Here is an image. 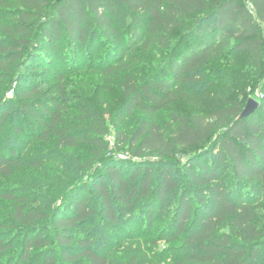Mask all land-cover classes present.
Instances as JSON below:
<instances>
[{
	"label": "trees",
	"instance_id": "1",
	"mask_svg": "<svg viewBox=\"0 0 264 264\" xmlns=\"http://www.w3.org/2000/svg\"><path fill=\"white\" fill-rule=\"evenodd\" d=\"M121 13L130 19L124 30L112 18ZM36 24L44 27L37 35L51 41L64 30L73 68L87 63L84 51H98L96 41L103 37L97 69L109 79L107 91L115 77L121 79V120L137 109L145 113L129 149L138 158L156 153L159 162L155 174L144 163L105 158L104 170L90 174L99 207L83 182L71 189L82 193L69 203L63 200L54 216L36 206V199L0 192V201L11 204V213L0 219V264H11L4 260L17 242L5 235L17 226L23 229L19 264H163L165 252L168 264H264V0H0V69H11L24 56ZM57 49L53 45L51 51ZM237 53L247 54L248 76L217 64ZM247 88L260 90L262 106L238 119ZM20 96V104L10 102L4 110L10 99L0 91V183L21 167L13 149L6 154L3 122L10 110L38 120L45 143L55 139L72 148L88 142L105 150L108 128L91 105L74 106L84 124L78 126L82 132L71 130L64 73H58L49 94L34 85ZM179 101L190 106L189 114L175 109ZM168 108L170 137L155 121ZM184 150L192 152L181 164L186 174L181 181L173 173ZM179 188L178 202L169 210ZM155 212L168 217L169 232L157 239L168 243L163 251L100 248L103 232L124 221L139 224L143 216L151 227Z\"/></svg>",
	"mask_w": 264,
	"mask_h": 264
},
{
	"label": "rangeland",
	"instance_id": "2",
	"mask_svg": "<svg viewBox=\"0 0 264 264\" xmlns=\"http://www.w3.org/2000/svg\"><path fill=\"white\" fill-rule=\"evenodd\" d=\"M244 2V0H241ZM114 21L121 27L126 29L130 19L126 13H121L119 17L112 16ZM13 19H5V23H12ZM43 25H32L34 32L31 36V45L26 50L24 56L16 62L11 69H0V91L6 99H10L9 105L4 110L10 109L12 103H21L22 97L20 92L36 85L42 93H48L52 90V85L56 82L59 72L65 74L68 84V94L70 105L67 109V117L71 123V130L82 132L84 124L82 115L74 108L83 107L85 104L92 106L99 113L103 121L106 122L108 134L105 137L108 142L104 151L92 146L90 143L82 142L77 147L67 148L56 144L55 139H51L49 143H45L39 136L41 124L33 117H26L23 114H9L4 117L3 136H5V145L8 149H13L19 161V167L13 177L3 179L0 183V192H11L17 195H25L26 197L38 200L36 206L47 208L52 216L60 213V205L63 200L68 203L82 192L72 193L71 189L75 185L86 182L89 185L87 194L91 197L93 206L99 207V198L93 189L92 171L101 172L104 170L105 158L107 162L120 160L121 162L144 163V166H152L156 174L157 162L159 156L156 153L146 152L140 158L135 157L129 149V141L134 134L136 128L145 118V113L137 109L125 119L120 118L119 108L123 102V91L121 88L120 77H115L110 90H106V86L110 84L109 79L104 77L97 69L99 54L103 52V37H99L96 41L98 51L89 53L85 50L84 55L87 63L81 62L78 67L73 66L71 50L64 30L59 32L60 36L57 40H48L44 35H40ZM37 31L39 35H37ZM34 45V46H33ZM53 45L57 46V52L51 51ZM34 49H33V48ZM44 49L47 53L42 56H36L40 50ZM100 51V53H98ZM118 52V51H117ZM36 54L35 57L30 54ZM32 54V55H33ZM30 55V57H29ZM128 55V54H127ZM146 56V55H144ZM143 56V57H144ZM94 61L93 65L88 62L90 59ZM127 59V57L125 58ZM236 63V67L232 68L231 64ZM47 64H51V67ZM220 68L232 69L236 73H244L242 76L249 75L251 63L247 60V54L237 53L233 57L225 59L224 62H217ZM76 65V64H75ZM34 72V73H31ZM240 88L245 86L240 85ZM246 103L249 98H255L259 101L260 90L246 89ZM45 104L47 100L43 101ZM50 104V103H49ZM85 107V106H84ZM175 109L183 114L191 112L190 106L182 101L175 104ZM4 111L2 112V114ZM107 113V114H106ZM1 114V111H0ZM170 120V108L159 111L155 115V121L163 126L165 134L170 137L168 122ZM19 125L21 130L19 134L13 132L9 128ZM119 134V137H118ZM122 137H125L122 139ZM182 155L177 158L179 162L174 175L180 176L182 181L185 174V168L181 165L187 163L185 155L190 154L191 150L182 151ZM112 160H109V159ZM39 162L40 166H34L32 163ZM197 164V163H193ZM180 181V182H181ZM182 188L174 193L172 199L168 202V209L175 207L181 195ZM72 194L71 198L69 196ZM60 202V203H59ZM66 202V203H67ZM264 214V199L262 201ZM157 211V209H156ZM11 213V204L7 200L0 201V219H4ZM157 213L155 212V215ZM42 227L48 223H39ZM168 217L154 216L153 225H146V217L143 216L139 224L124 221L118 229H110L100 235V248L102 250H116L119 252H132L137 250H148L149 247L154 249L151 254L159 253L168 245L165 241L157 242V239L163 233L169 232L167 229ZM100 228V227H99ZM92 229V227H91ZM11 235H5L10 240L17 242L13 254L6 256L5 262L11 264H19L22 255L23 229L22 227H11L8 229ZM156 238V242L151 240ZM164 253V252H163ZM166 264L169 263V253L161 255ZM163 263V264H165ZM28 264V263H26ZM41 264V262L39 263Z\"/></svg>",
	"mask_w": 264,
	"mask_h": 264
},
{
	"label": "water",
	"instance_id": "3",
	"mask_svg": "<svg viewBox=\"0 0 264 264\" xmlns=\"http://www.w3.org/2000/svg\"><path fill=\"white\" fill-rule=\"evenodd\" d=\"M56 1L61 2L63 0H56ZM261 106H262V103L260 101L256 100L255 98H249L244 110L242 111L238 119L244 118V117H247L253 114Z\"/></svg>",
	"mask_w": 264,
	"mask_h": 264
}]
</instances>
